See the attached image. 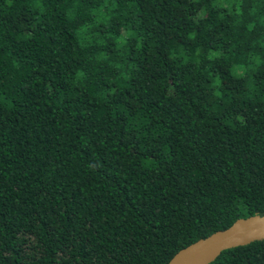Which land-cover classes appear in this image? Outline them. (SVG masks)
<instances>
[{
  "label": "trees",
  "instance_id": "1",
  "mask_svg": "<svg viewBox=\"0 0 264 264\" xmlns=\"http://www.w3.org/2000/svg\"><path fill=\"white\" fill-rule=\"evenodd\" d=\"M255 214L264 0H0V264H168Z\"/></svg>",
  "mask_w": 264,
  "mask_h": 264
},
{
  "label": "water",
  "instance_id": "2",
  "mask_svg": "<svg viewBox=\"0 0 264 264\" xmlns=\"http://www.w3.org/2000/svg\"><path fill=\"white\" fill-rule=\"evenodd\" d=\"M264 240V215L239 218L228 228L218 230L178 251L168 264H210L224 250Z\"/></svg>",
  "mask_w": 264,
  "mask_h": 264
}]
</instances>
